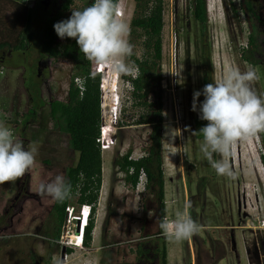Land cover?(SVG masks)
<instances>
[{"label":"rangeland","instance_id":"1","mask_svg":"<svg viewBox=\"0 0 264 264\" xmlns=\"http://www.w3.org/2000/svg\"><path fill=\"white\" fill-rule=\"evenodd\" d=\"M19 1L31 5L34 0ZM57 1L51 2V6ZM205 1V31L201 34L199 23L190 15V0H163L159 81L162 220L174 218L186 202H191L188 211L201 230L179 242L170 241L161 233L159 236L169 245L171 264H264L259 245L264 236L261 133L232 146L229 162L235 179L220 176L200 152L203 137L193 134L198 110H191L193 92L202 90L205 72L208 83H213L229 67L241 72L255 71L257 79L252 86L258 95H264V64L248 63L239 55L251 29L241 0ZM259 1L264 19V0ZM115 5L120 8L119 17L128 24L133 0H116ZM37 22L31 25L34 35ZM129 42L139 55L138 43ZM54 44L60 50L54 59L39 52L38 40L33 36L27 49L20 52L23 64L10 66L0 62V124L9 127L11 121L4 122V118H14L17 122L12 127L14 137L23 140L26 149L32 145L38 149L34 166L22 178L0 184V264L57 263V246L49 239L54 224L53 199L37 192L41 183H51L57 175L65 178L64 168L76 160L77 152L68 147L67 134L52 126L47 110L51 99H67V86L77 67V57L73 38L57 37ZM89 67L99 71L100 79L103 77L106 82L103 90L106 104L99 105L100 123L110 124L111 132L108 130L106 136H113L114 141L108 149L100 150L102 180L98 204L92 213L89 252L86 251V256L80 250L74 259L86 256L97 264H138L133 252L136 244L147 238L156 241L153 236L159 223L156 202L149 199L151 194L144 187L136 192L123 179L113 159L127 148L131 157L145 152L150 125L109 123L114 114L116 118L119 114L125 123L130 121L136 108L126 97L127 84L120 73L91 62ZM203 99V95L198 98V109ZM203 124L207 121L203 120ZM214 159L221 157L214 155ZM76 196L69 197L72 214L79 206ZM145 200L146 211L142 208Z\"/></svg>","mask_w":264,"mask_h":264},{"label":"trees","instance_id":"2","mask_svg":"<svg viewBox=\"0 0 264 264\" xmlns=\"http://www.w3.org/2000/svg\"><path fill=\"white\" fill-rule=\"evenodd\" d=\"M34 0L31 5L19 0H0V62L17 66L23 64L20 52L26 50L30 39L34 36L38 40V50L46 58L54 59L60 50L54 41L58 37L54 23L67 19L72 9L82 10L90 6L93 0H81L76 4L74 0ZM116 0H114L115 3ZM206 1L190 0V15L200 25L201 34L205 31ZM54 6V7H53ZM53 7V8H52ZM241 8L249 19L251 29L247 33V40L241 46L240 57L248 63L264 64V19L261 16L262 3L259 0H241ZM37 22L36 34L31 30L33 22ZM130 28L129 41L138 43L140 54L127 58V63L135 67V75L120 74L127 84V99L136 108V115L128 122L118 117L117 124L150 125L147 133L145 152L136 158L129 157L130 149L114 157V164L123 174V179L134 187L139 170L145 174L143 187L151 194L149 199L156 202L155 211L158 215V229L153 236L143 243L136 244L134 258L138 264H148L155 261L167 264L165 259V245L160 237L159 224L164 213L163 177L160 158L161 131V31L163 25V0H133L131 15L128 20ZM73 49L77 57V67L70 75L67 86V99H51L48 102L47 115L52 120V126L58 127L67 134L68 147L77 152L74 164L64 168L65 181L71 184V194H77L78 203H89L91 215L83 230V244L88 247L93 225L94 211L98 190L101 183V154L97 142L100 121L99 108V78L100 72L89 74L90 62L80 52L76 40L73 38ZM6 52V53H5ZM100 68V66H98ZM82 75L83 87L79 89L73 84V76ZM102 80V78H101ZM203 85L208 84L207 72L202 77ZM101 87V82H100ZM150 94L153 98L149 99ZM119 106V111H120ZM119 116V114H118ZM195 131L204 126L198 116L193 120ZM196 137H202L195 134ZM264 144V133H261ZM264 164V156L260 155ZM153 165V168H151ZM18 197V194L15 196ZM69 198L62 202L53 199L51 203L54 224L50 229L49 239L54 244L58 237L64 219V208ZM148 209L146 200L142 206ZM94 228V227H93ZM157 234V235H156ZM147 236V234H143ZM157 239L159 242L157 243Z\"/></svg>","mask_w":264,"mask_h":264},{"label":"clouds","instance_id":"3","mask_svg":"<svg viewBox=\"0 0 264 264\" xmlns=\"http://www.w3.org/2000/svg\"><path fill=\"white\" fill-rule=\"evenodd\" d=\"M53 28L61 39L74 38L80 52L89 62L108 66L120 74H132V67L126 63V58L133 55V45L129 42L130 28L116 14L114 0H94L82 10L72 9L70 17L54 23ZM91 70L89 67V74L95 72ZM256 79L257 75L252 69L241 72L239 68L229 67L219 79L193 92L191 110H198V118L207 121L193 134L202 135L200 152L217 175L235 179L229 162L232 146L239 140L264 133V95H258L253 88ZM100 82L99 78V105ZM201 95L204 99L199 102L198 109ZM117 120L118 116L116 118L114 114L113 119L108 121L117 124ZM37 151L35 145L26 149L23 140L15 138L10 128L0 124V184L22 178L34 166ZM214 155H219L221 159H214ZM37 194L48 195L62 202L70 197L71 184L62 175H57L53 182L41 183ZM190 207L191 202H186L183 210L177 211L174 218L161 220V234L170 241L179 242L199 232L201 225L191 217L188 211ZM87 221L84 222L83 230Z\"/></svg>","mask_w":264,"mask_h":264},{"label":"built area","instance_id":"4","mask_svg":"<svg viewBox=\"0 0 264 264\" xmlns=\"http://www.w3.org/2000/svg\"><path fill=\"white\" fill-rule=\"evenodd\" d=\"M132 76L135 75V67H132ZM93 70V69H92ZM91 70V72H92ZM83 76L82 75H75L73 77V83L74 85L80 90L83 87L82 84ZM12 122V121H11ZM9 123L10 128L12 130V127H16L17 123L13 121L12 123ZM106 124L102 125V123L99 124L100 129V136L97 137L99 148L105 149L108 148L114 141V138L111 136H104L103 135V129H105ZM140 155L131 157L136 158ZM143 178V179H142ZM145 180V174L142 169L139 170L137 182L135 184V190L136 192L140 191L139 189L143 188L142 182ZM89 206L88 203H80L76 213L72 214V207L71 205L68 206V204L65 206V215L64 220L61 225V230L58 235V237L54 240V244L57 246V263L56 264H97L94 260L93 263L90 262L89 258H86L88 249L83 244V226L84 222L87 221L89 217ZM171 219V218H168ZM83 251L86 256L84 258L74 259L76 257V254ZM77 251V252H76ZM52 254V258H53Z\"/></svg>","mask_w":264,"mask_h":264},{"label":"bare ground","instance_id":"5","mask_svg":"<svg viewBox=\"0 0 264 264\" xmlns=\"http://www.w3.org/2000/svg\"><path fill=\"white\" fill-rule=\"evenodd\" d=\"M116 14H117L118 16L121 15V11H120V8H119V7H116ZM102 78H103V77H102ZM105 79H106V78H105ZM105 84H106V82H105L104 80H101V87H100V89H101V96H100V99L102 98L103 101H101V104H100V105H105V104H106V102L104 101L105 92H103ZM109 90H110V89H109ZM102 92H103V93H102ZM112 94H113V93H112ZM113 95H114V94H113ZM107 97H108V96H107ZM112 98H113V97H112ZM102 125H104V124H102ZM108 130H110V132H111L110 126H106L105 129H103V135H104V136L107 135V131H108Z\"/></svg>","mask_w":264,"mask_h":264},{"label":"crops","instance_id":"6","mask_svg":"<svg viewBox=\"0 0 264 264\" xmlns=\"http://www.w3.org/2000/svg\"><path fill=\"white\" fill-rule=\"evenodd\" d=\"M5 120V121H4ZM4 122H10V121H15L16 122V120H14V118H12V120H9L8 118H4ZM17 123V122H16ZM102 166V165H101ZM102 180V179H101ZM116 186H115V191H116ZM97 204H98V200H97ZM96 207H98V206H96ZM95 227V226H94ZM164 245H165V259H166V263L167 264H171L172 262H170V250H169V245L167 244V243H165L164 242ZM89 247H88V251L87 252H89Z\"/></svg>","mask_w":264,"mask_h":264},{"label":"water","instance_id":"7","mask_svg":"<svg viewBox=\"0 0 264 264\" xmlns=\"http://www.w3.org/2000/svg\"><path fill=\"white\" fill-rule=\"evenodd\" d=\"M259 245H260V250L262 254V259L264 262V236L260 239Z\"/></svg>","mask_w":264,"mask_h":264},{"label":"flooded vegetation","instance_id":"8","mask_svg":"<svg viewBox=\"0 0 264 264\" xmlns=\"http://www.w3.org/2000/svg\"><path fill=\"white\" fill-rule=\"evenodd\" d=\"M261 239V238H260ZM259 242H260V240H259Z\"/></svg>","mask_w":264,"mask_h":264}]
</instances>
